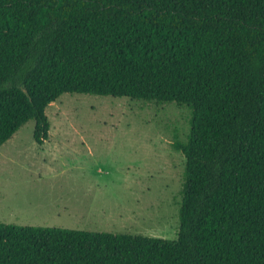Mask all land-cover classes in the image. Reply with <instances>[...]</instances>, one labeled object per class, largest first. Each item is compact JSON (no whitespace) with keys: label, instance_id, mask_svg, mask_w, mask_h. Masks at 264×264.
Listing matches in <instances>:
<instances>
[{"label":"trees","instance_id":"1","mask_svg":"<svg viewBox=\"0 0 264 264\" xmlns=\"http://www.w3.org/2000/svg\"><path fill=\"white\" fill-rule=\"evenodd\" d=\"M63 94L190 110L177 237L0 223V264H264V0H0V147Z\"/></svg>","mask_w":264,"mask_h":264},{"label":"rangeland","instance_id":"2","mask_svg":"<svg viewBox=\"0 0 264 264\" xmlns=\"http://www.w3.org/2000/svg\"><path fill=\"white\" fill-rule=\"evenodd\" d=\"M44 114L43 147L33 143L29 121L19 145L1 149L0 189L11 201L18 190L49 188L51 204L36 223H6L176 239L185 159L173 145L186 142L189 109L63 94ZM38 173L48 177L38 181Z\"/></svg>","mask_w":264,"mask_h":264},{"label":"crops","instance_id":"3","mask_svg":"<svg viewBox=\"0 0 264 264\" xmlns=\"http://www.w3.org/2000/svg\"><path fill=\"white\" fill-rule=\"evenodd\" d=\"M18 135L19 130L16 132V134L13 135L10 140H8L0 147V151L8 144L12 147H17L19 145ZM33 143L36 144L34 140ZM44 144L36 145L39 147H43ZM44 177L48 176H44L42 175V173L37 174L38 181L43 179ZM51 191L52 189H44L43 187L32 189V194H28L27 190H23L21 192L18 190L15 194L16 199L8 201L4 198L5 191L2 192V190L0 189V223L8 224V222L6 223L5 220L16 221L18 223H36L37 218L42 217L45 213V208L51 204V201L47 199L51 195ZM17 194H20V196H17ZM3 204L4 206L10 207V210H5L3 212L1 206Z\"/></svg>","mask_w":264,"mask_h":264}]
</instances>
